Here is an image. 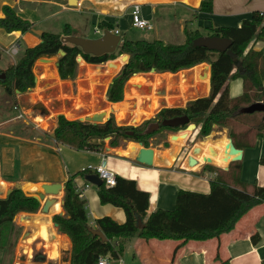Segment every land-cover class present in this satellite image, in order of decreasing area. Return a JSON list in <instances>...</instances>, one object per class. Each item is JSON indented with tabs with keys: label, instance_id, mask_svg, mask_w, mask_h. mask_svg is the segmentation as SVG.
<instances>
[{
	"label": "crops",
	"instance_id": "1",
	"mask_svg": "<svg viewBox=\"0 0 264 264\" xmlns=\"http://www.w3.org/2000/svg\"><path fill=\"white\" fill-rule=\"evenodd\" d=\"M204 1L206 0H0V20L4 18L2 8L7 6L19 18L31 24V30L25 34L18 32L9 34L0 28V74L14 66L24 50L41 43L40 36L33 31L64 37L63 30L67 27L71 36L96 39L99 37L95 34L96 29L112 34L118 30L121 41L129 40L125 36L133 30L130 17L133 5H139L141 17L153 25V40L173 46L184 43V29L198 30L201 34H208L210 29L239 27L244 20H249L254 12L263 14L264 29V0H212V13L208 15L198 11L200 4ZM14 41L18 43L19 50H22L16 61L4 53V50ZM144 41L147 40L144 39ZM249 49L264 53V37L260 41L255 40L250 43L247 50ZM56 61L52 59L46 62V65L42 63L41 66H34L36 67V71L33 69L34 88L24 94L16 92L15 97L8 98L0 86V183L6 186V191L13 188L15 184L40 188L42 185L58 184L62 187L55 202L59 204L58 212L53 204L49 208L47 217L40 215L33 220L25 217V220H31L34 223L35 232L31 234L36 233L40 226L44 225L49 237L50 251L51 247L57 246V253L63 254L64 258H69L70 240L66 235L59 234L52 224L54 215H63L61 199L64 183L68 180H72L79 198L85 202V212L91 226L94 221L104 217L110 218L117 224L125 222L124 212L111 205H102L99 202L96 186L91 185L89 178L80 174L84 170L92 171L103 161L116 177L134 181L139 191L149 195L147 215L157 210L172 211L176 193L179 190L205 195L210 192L209 182L213 180L215 174L202 172V164L195 169H193L194 166L189 167L187 158L195 159L197 153L184 156L186 147L180 146L181 144L167 147L149 146L154 155L152 166L147 167L135 161L133 152L122 154L127 145L117 149H110L105 145L102 151H77L66 145L57 144L52 137L59 116L67 121H81L90 116L88 112H104L106 117L103 122H105L110 114L113 118L115 116L114 120H116L123 111V120L125 116L133 112L134 118L131 119L133 121L138 112L141 114L138 118L139 124H142L153 118L161 108H176L174 105L181 103V98L183 99V95L189 91L187 84L183 86L179 77L184 72L174 75L154 73L155 76H152L149 83L132 87L128 83L136 76L134 75L126 84L129 89L127 93L124 89L123 100L119 103H109L106 99L107 89L119 70L111 76L107 67H110L108 63L115 64L116 60L104 65H91L81 59L77 63L75 78L69 81L60 80ZM196 69H198V80L195 79ZM188 72H191L192 82L195 85L190 86L196 88L194 93L198 92V98L208 96L209 65L202 64ZM138 75L145 76V74ZM205 76L204 82L202 78ZM158 77H161L165 83L154 88L153 85ZM168 77H172L171 80ZM162 87L164 98L160 101L155 94ZM143 88L150 89L149 95L141 94L140 90ZM133 92H138L143 97L142 102L135 95L127 100L126 94ZM180 92L181 98L173 95ZM228 92L230 98H239L243 94L242 79L229 80ZM153 99L159 101V103L157 101L159 107L161 104L163 106L160 109L152 108ZM187 102V100L183 101V105L179 107H184ZM38 105H41L40 108L35 109ZM122 105H126L127 108ZM35 112L40 113L35 114ZM19 114H23L21 119H17ZM37 118L42 119L45 125L37 123L35 121ZM199 130L198 126V131L191 134L188 141L194 140ZM215 136L211 139L215 143L219 142L222 136L228 139L227 130L224 129L222 133ZM133 145L137 146L134 143ZM262 159H264V139H257L252 149L241 151L239 162L242 183L264 187V166L259 164ZM210 166L227 171L229 163L225 168L211 164ZM4 188L0 186V189ZM37 192H25V194L33 196ZM254 234L258 236L256 244L251 241ZM35 241H40L45 246L42 240L36 239L33 242ZM216 254L222 261L228 260L229 264H262L264 262V205L252 209L240 219L234 231L217 240L190 242L179 246L177 242L144 241L134 238L126 243L120 260L121 264H216L214 263ZM29 258L30 256H27V262ZM48 259L54 261V259ZM48 264L69 263L49 262Z\"/></svg>",
	"mask_w": 264,
	"mask_h": 264
},
{
	"label": "trees",
	"instance_id": "2",
	"mask_svg": "<svg viewBox=\"0 0 264 264\" xmlns=\"http://www.w3.org/2000/svg\"><path fill=\"white\" fill-rule=\"evenodd\" d=\"M198 11L211 14L212 0L202 2ZM2 12L4 18L0 20V28L6 33L25 34L31 30V24L19 18L11 8L5 6ZM262 24L263 14L254 12L239 27L208 30L206 37L231 42L228 51L221 54L194 45L197 39L204 37L198 30L184 29V43L178 46L157 40L123 39L113 54L100 57L85 55L79 48L64 44L61 35L42 33L39 45L24 50L17 63L1 73L4 80H0V86L8 98L15 97L16 92L24 94L33 89V69L40 59L56 57L60 80L69 81L76 76L78 57L86 64L104 65L126 55L127 63L113 78L106 94L109 103H119L123 100L126 84L134 75L148 74L151 70L155 74L174 75L207 64L210 67L208 96L188 101L184 107L161 109L153 118L136 127L118 126L112 116L103 124L67 121L59 116L53 130L54 141L77 151H102L106 139H109L111 149L124 148L128 142L148 148L147 140L155 134H145L151 124L186 116L189 124L200 127L197 137L204 140L212 132L226 129L234 148L244 151L252 149L257 139H264L263 114L243 113V109L253 104H264V53L247 50L250 43L263 39ZM63 36H71L67 27L63 30ZM60 52L64 55L59 56ZM234 78L242 79L243 83V94L236 99L230 98L228 92V82ZM185 129L160 128L172 133ZM259 164L264 166V159ZM201 171L215 174L209 182L208 194L179 190L172 211L157 210L150 215H147L149 195L139 191L134 181L116 177L114 187L107 188L104 184L96 187L102 205H111L124 212L123 224L104 217L94 221L91 226L85 212V202L79 198L72 180L66 181L61 199L63 215L52 217V224L56 225L58 233L66 235L71 243L69 258L62 261L69 264H97L98 258L107 254L116 259L123 254L126 243L134 238L177 242L179 246L217 240L234 231L240 219L252 209L264 205V187L240 181L239 161L230 162L227 171L210 165L203 166ZM80 174L87 178L96 176L90 170ZM39 209L37 199L15 188L8 196L0 198V252L7 241V230L13 228L15 217L20 213L36 214ZM93 232H100L104 240L93 235ZM251 241L256 244L258 236L254 234ZM214 263L229 264V261H222L216 254Z\"/></svg>",
	"mask_w": 264,
	"mask_h": 264
},
{
	"label": "water",
	"instance_id": "3",
	"mask_svg": "<svg viewBox=\"0 0 264 264\" xmlns=\"http://www.w3.org/2000/svg\"><path fill=\"white\" fill-rule=\"evenodd\" d=\"M33 32L37 36L40 37L42 36L41 31H33ZM62 41L64 44H68L79 48L83 54L92 57H100L103 55L113 54L120 46V37L108 31H104L103 34L96 39H84V38L69 36V37H63ZM194 45L196 47H202L217 54H221L228 51V49L231 46V42L229 40L221 39V38L201 37L194 42ZM63 55H64L63 52L59 53V56H63ZM50 60L52 59H40L37 62L46 63L49 62ZM80 61H81V57H78L76 59V62L79 63ZM127 61H128V56L123 55L120 56L119 62H116L115 64L112 63H108V64L110 67H115L116 65L119 64L118 70L120 71L121 67L124 64H126ZM150 74H154V70H151ZM0 80H4L3 74H0ZM40 106L41 105H38V107H36L35 109L40 108ZM243 113L245 114L262 113L264 116V104H260V103L253 104L248 108L243 109ZM105 116L106 113L100 112L87 116L81 121L92 124H102ZM161 127L170 128V129L186 127L185 131H189L190 133L188 134L185 141L189 140V136L193 134V132L196 130L195 125L189 124L188 118L186 116H183V117L173 118L170 120H164L160 124L153 123L147 128L145 134L154 133L155 131L159 130ZM209 136L206 137L205 139H208ZM52 137H54L53 134ZM176 137H177L176 135H172L169 138L170 140L174 141L176 140ZM181 137L184 138L185 134H182ZM228 141H229V145L227 146V149L228 147L230 148L229 154L235 156L232 160H230V162L240 161L241 151L235 149L229 139ZM137 147L138 149L136 148V146L135 147L133 146L130 150L135 154V161L144 166L151 167L153 164V155H154L153 150L150 148H144L141 144H137ZM197 152H199V149L195 148L193 149L192 153L196 154ZM207 162H209V160H207ZM187 164L189 167H192L195 166L197 162L194 160V158L188 157ZM206 164L210 165L209 163ZM89 183L96 187L102 185V182L96 176L90 177ZM13 188L23 191V186H21L20 184H15ZM40 189L42 192L34 193L33 197L42 203L40 213L46 215L49 213L50 206L55 204L58 194L62 190V187L58 184H53V185H42ZM10 193H11V189L7 190L6 196H8ZM54 227L56 228V225H54ZM93 235L100 237L102 240H104V237L100 232H93Z\"/></svg>",
	"mask_w": 264,
	"mask_h": 264
},
{
	"label": "rangeland",
	"instance_id": "4",
	"mask_svg": "<svg viewBox=\"0 0 264 264\" xmlns=\"http://www.w3.org/2000/svg\"><path fill=\"white\" fill-rule=\"evenodd\" d=\"M153 35H154V31L144 32L143 33V32H139V31L133 29L132 31H130L129 34L127 33L125 38L129 39V40H132V41L144 40V39L147 40V41H151V40L154 39ZM202 35L206 36L207 33L202 34ZM21 53H22V50H19L18 55L14 58L15 61L19 59ZM52 59L54 61L57 60L56 57L52 58ZM119 59H120V57H118V59H116V62H119ZM41 65H42V63H39V62L35 63L36 67L41 66ZM35 68H34V71H36ZM190 70H186L187 72L186 71H182V72H184V74L186 73L185 75L187 77L186 78L187 79V90H189V91L186 92V94L183 95L184 96L183 99L181 98V95H182L181 92L177 93V94H175V93L173 94V95H178L179 96L178 98H181V103L175 104L174 105L175 107H179V106L183 105L182 104L183 101H186V100L187 101H191V100H194V99L198 98V96H199L198 92L194 93V91H196V88L195 89L192 88L195 85H194V82H192V77H191L192 74H191V72H188ZM110 73H111V76H113L116 72L110 70ZM145 76L148 77L149 75L145 74ZM190 85H193V86L191 87ZM163 87L160 88L158 91H156V94H155L160 99V101H162V99L164 98V94H162ZM100 89H101V87H100ZM125 89H126V93H127L128 89H129L128 86H126ZM140 91H142V93H141L142 95H149V93H150V89H148V88H146V89L143 88ZM135 96L139 99L140 102H142L143 97H141V95L139 93L136 94ZM131 100H133V99H131ZM40 104L43 106L42 103H40ZM162 106L163 105H160L159 109ZM161 109H163V108H161ZM115 110H116V108H115ZM39 113L40 112H35V114H39ZM96 113H98V112H96V111L93 112L92 111V112H88V115H92V114H96ZM108 114H110V113L108 112ZM110 116H111V114H110ZM114 118H115V116H114ZM132 118H134L133 112H131L128 116H125L124 120H123V117L120 118L121 120H123V122L122 121H117V118L114 121H115V123L117 125L119 124L118 126H135V127L139 126L140 125L139 124L140 120L137 119V121H136V119H135V120L131 121ZM47 130H49L48 127H47ZM223 130L217 131V132L216 131L212 132L210 134L209 138L213 139L215 134L217 135L219 133H222ZM185 132H186L185 130H180V131H178L176 133H172V132H169V131H162V130L159 129V130L155 131L154 132L155 134L151 138H149L147 140V144L149 146H152V147H159V146L160 147H164V144H167V146L168 145H172V142H174V141L170 140L169 137L172 136V135H180V134L185 133ZM151 134H153V133H151ZM215 138H216V136L214 137V139ZM182 140H184V139H182V138L178 139V141H182ZM205 140H207V139L203 140L200 137H195L194 140H192V141H188V140L185 141L184 140V142L181 144V146H185L186 147V148L184 147L185 150H186L184 152V156L191 155L192 154V149L193 148H197V146L200 143L204 142ZM130 143L133 144L134 142H128L126 145H128ZM103 144H104V146L107 145L109 147V140H104ZM134 144H137V143H134ZM115 149H117V148H115ZM205 164H202V165L205 166ZM5 189L6 188L0 189V198H5L6 197V190ZM10 189H12V188H10ZM40 192H42V191L40 190ZM23 193L25 194V192H23ZM39 203H40V209H41L42 203L41 202H39ZM40 209L38 210V212L36 214L20 213V214H18L15 217L13 228L11 229V231L7 230V233H6L7 241H6V244L3 246V250L0 252V264H48L49 262H51V263L52 262H55V263L63 262L62 260L64 259V255L61 254V253L57 255V257L54 259V261H50L48 259L49 258V254H48L49 253L48 252L49 248L48 247L45 248L44 245H42L40 243V241H35V242H32L31 244H28L26 242L28 237H30L28 235H31V233H33V231H34V227H33L34 223L31 222V220H33L34 217L36 218V216L43 215L44 217H47L49 215V214L45 215V214L40 213ZM25 217H28L31 220H27V219L25 220ZM45 245H48V243H45ZM3 251H6V253H4ZM27 256H30L28 262H27Z\"/></svg>",
	"mask_w": 264,
	"mask_h": 264
},
{
	"label": "bare ground",
	"instance_id": "5",
	"mask_svg": "<svg viewBox=\"0 0 264 264\" xmlns=\"http://www.w3.org/2000/svg\"><path fill=\"white\" fill-rule=\"evenodd\" d=\"M81 64L82 65H84L82 62H81ZM45 65H46V63H45ZM50 65V64H49ZM46 67V66H45ZM118 69H119V64L118 65H116L115 67H107V70H112V71H114V72H117L118 71ZM149 75V74H148ZM150 76H151V78H150ZM152 76H155V75H153V74H151V75H149V77H147V76H143V75H136V76H134L133 77V79H131L130 81H129V85L130 86H136V85H145V84H147V83H149L151 80L150 79H152ZM172 76V75H171ZM177 77H178V75H177ZM179 77H180V80H181V82H182V84H183V86H185L186 84H187V79H186V75L185 74H181V75H179ZM178 77V78H179ZM163 78H165V77H163ZM168 78H170V80H171V78L172 77H168ZM174 79V78H173ZM195 79L196 80H198V69H196L195 70ZM203 80H204V82L206 81V76L205 77H203L202 78ZM175 82V81H174ZM198 82V81H197ZM163 83H165V82H163V80H162V78L161 77H158V79H157V81L155 82V84L153 85V87L154 88H156L157 86H160V85H162ZM172 83H173V81H172ZM150 85V84H149ZM170 85V84H169ZM197 85V84H196ZM151 86V85H150ZM166 86V85H165ZM170 87V86H169ZM172 87H174V86H172ZM154 90V89H153ZM136 94H138V92H133V93H129V94H126V98H127V100L128 99H130L131 98V96L132 95H136ZM148 100L150 99V97H146ZM157 101L158 100H156V99H153V101H152V108H158L159 106H158V103H159V101H158V103H157ZM162 105V104H161ZM122 106H124V108H127V106L126 105H122ZM119 107H120V105H119ZM121 111V110H120ZM122 112L123 111H121L120 112V116H117V121H121V119L120 118H122ZM148 112V111H147ZM145 113V112H144ZM140 113H136L135 114V118H136V121H137V119L140 117ZM146 115V114H145ZM148 115V114H147ZM106 117V116H105ZM104 120H105V118H104ZM37 123H40V125H42V126H44V123H42L43 122V120L42 119H40V118H37L36 120H35ZM190 132L189 131H186L185 133H182V134H185V137L184 138H182L181 137V135L182 134H180V135H176L177 137H176V140H174V142H172V145H177V146H179L180 144H182L183 142H184V140H186V138H187V136H188V134H189ZM184 139V140H182V141H178V139ZM229 145V141H228V139L225 137V136H222V138H221V140L219 141V142H212L211 141V138H209V139H207L206 141H204L201 145H199V148H197V149H199V152H197V155H196V157H195V161L197 162V164L194 166V169L195 168H197L198 167V165L199 164H205V163H209V164H211V165H214V166H216V167H219V168H225L226 166H227V164L230 162V160H232L235 156L234 155H230L229 154V152H230V148L228 147V149H227V146ZM134 145L133 144H128L127 145V148H126V150L124 151V152H122V154H128V152L131 150V148L133 147ZM181 146V145H180ZM135 147V146H134ZM137 147V146H136ZM198 147V146H197ZM199 153V154H198ZM165 160V159H164ZM173 160V159H172ZM207 160H209V162H207ZM190 169V168H189ZM0 186H2L3 188H4V184L3 183H0ZM5 188H6V186H5ZM6 190V189H5ZM23 190H24V192H27V193H33V192H37L38 190H41L40 189V187L39 186H24L23 187ZM5 192V191H4ZM54 209L58 212L59 211V204H58V202L54 205ZM40 223V222H39ZM35 228V227H34ZM50 231V230H49ZM35 232V231H34ZM51 232V231H50ZM49 232V233H50ZM52 234V233H51ZM54 234V233H53ZM36 239H40V240H42L43 242H45V243H48L49 242V237H48V233H47V231H46V229H45V227H44V225L42 226H40V228H39V230H37V232L36 233H34V234H31L30 235V237L26 240V242L28 243V244H31L34 240H36ZM56 241V240H55ZM54 241V242H55ZM62 241V240H61ZM25 242V243H26ZM53 242V244H55ZM52 244V245H53ZM57 244V243H56ZM55 244V245H56ZM60 244V243H59ZM58 244V245H59ZM28 246V245H27ZM63 246H65V244L63 245ZM45 248H49L48 250L50 251V245H49V243H48V245H45L44 246ZM52 248V250L49 252V258L50 259H55L56 257H57V246H53V247H51Z\"/></svg>",
	"mask_w": 264,
	"mask_h": 264
},
{
	"label": "built area",
	"instance_id": "6",
	"mask_svg": "<svg viewBox=\"0 0 264 264\" xmlns=\"http://www.w3.org/2000/svg\"><path fill=\"white\" fill-rule=\"evenodd\" d=\"M131 17V28L135 29L139 32H151L153 31V25L150 21L141 17L140 6L133 5L132 11L130 13ZM95 34L101 36L103 34L102 31L95 30ZM114 35L120 37L121 44V35L118 30L113 32ZM4 53L10 58H15L19 53V45L16 41H14L8 48L4 50ZM14 110L16 108L14 107ZM23 114H19L17 119H21ZM198 131V127H196L195 133ZM193 132V134H194ZM92 172L96 175V177L104 184L107 188H112L116 184V176L110 171L106 166L104 161L101 162L97 167H95ZM79 195V194H78ZM97 264H121L120 256L114 259L110 254L105 256H100L97 260Z\"/></svg>",
	"mask_w": 264,
	"mask_h": 264
}]
</instances>
